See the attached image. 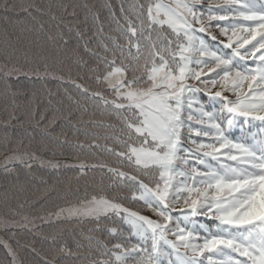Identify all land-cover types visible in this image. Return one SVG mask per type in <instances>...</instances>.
<instances>
[{
	"label": "snow or ice",
	"instance_id": "snow-or-ice-1",
	"mask_svg": "<svg viewBox=\"0 0 264 264\" xmlns=\"http://www.w3.org/2000/svg\"><path fill=\"white\" fill-rule=\"evenodd\" d=\"M18 8L28 11L8 0L0 4L6 14ZM112 19L119 35L105 34L101 26L96 49L83 45L95 61L90 70L101 88L90 92L76 87L112 106L127 139L117 138L126 150H108L135 166L139 175L83 162L65 166L78 167L81 174L88 167L107 168L113 186L119 180V186L129 189L131 195L124 199L142 202L156 219L102 191L51 215L77 223L86 220L93 225L89 231L113 239L109 246L88 236L89 247H95L99 257L87 264H264V135L243 134L244 125L264 123V0H151L146 7L137 2L127 10L122 2L120 16L113 12ZM29 72L49 74L41 73L39 65ZM21 74L28 73L16 64L0 65L3 93L13 97V110L5 109L6 127L12 121L25 123L16 114L14 99L13 79ZM237 127L239 139L232 138ZM51 138L59 142V137ZM14 162L28 169L33 162L60 167L29 151L5 159L6 165ZM141 176L149 177V183ZM0 223L5 228L28 226ZM123 225L129 227L127 235ZM3 244L15 257L11 245ZM60 251L77 255L66 248Z\"/></svg>",
	"mask_w": 264,
	"mask_h": 264
},
{
	"label": "trees",
	"instance_id": "trees-1",
	"mask_svg": "<svg viewBox=\"0 0 264 264\" xmlns=\"http://www.w3.org/2000/svg\"><path fill=\"white\" fill-rule=\"evenodd\" d=\"M3 2L0 0V4ZM122 2L127 10L129 5L137 2L146 7L151 0H8L10 4L28 7V11L18 8L6 14L0 10V65L16 64L28 73L13 79L14 99L18 105L15 111L25 121L23 126L15 121L11 122L12 126H5V109L13 110V97L4 95L0 82V221L28 225L5 228L0 223V264H87L88 260L99 257L95 247H89L87 237L95 236L109 246L113 239H109L106 233L89 231L93 225L86 220L77 223L57 220L51 215L59 208L76 205L94 193L102 191L110 198L114 196L126 207L156 219L142 202L124 199L131 195L129 189L119 186V180L113 186V177L107 168L88 167L81 174L78 167L65 166L83 162L139 175L135 166H129L127 160L121 162L108 150H126L117 138L126 140L127 129L114 114L112 106L99 103L98 98H92L90 93H83L76 87L82 85L90 92L101 88L90 70L95 67V61L84 51L83 45L88 43L89 47L96 49V32L101 26L105 34L119 35L113 31L116 25L112 13L120 16ZM163 2L172 3L173 0ZM218 2L222 1L215 0ZM212 31L218 40L227 42L226 37L219 35L218 29ZM247 63L254 66L251 59ZM33 65H39L41 73L46 71L49 74H31L29 69ZM105 95L110 98V93L105 92ZM229 96L234 98L230 93ZM48 121L53 123L48 125ZM5 133L9 137L7 141L4 140ZM241 134L237 127L232 138L239 139ZM243 134L259 138L264 135V123L252 121L244 125ZM52 136L59 137V142L53 141ZM25 151L36 152L44 161L59 163L60 167L53 168L47 163L41 166L39 162H33L31 169L19 162L5 164L6 157ZM212 163L216 164L215 161ZM6 167L14 171L7 172ZM141 178L149 183V177ZM173 215L178 216L179 212ZM203 222L211 226L209 221ZM123 229L127 235L129 227L123 225ZM13 232L15 236L11 235ZM4 241L11 245L15 257L4 247ZM78 243L82 247L78 248ZM92 244L95 245V240ZM61 248L77 255L62 252ZM213 258L221 259L219 256Z\"/></svg>",
	"mask_w": 264,
	"mask_h": 264
},
{
	"label": "rangeland",
	"instance_id": "rangeland-1",
	"mask_svg": "<svg viewBox=\"0 0 264 264\" xmlns=\"http://www.w3.org/2000/svg\"><path fill=\"white\" fill-rule=\"evenodd\" d=\"M218 1H222V0H218ZM209 2H211V3H215V0H211V1H208V0H207V1H206V4L209 3ZM221 23L223 24L224 22H221Z\"/></svg>",
	"mask_w": 264,
	"mask_h": 264
}]
</instances>
